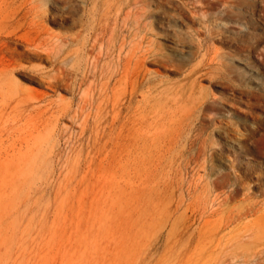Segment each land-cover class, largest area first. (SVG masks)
I'll return each instance as SVG.
<instances>
[{
	"label": "rangeland",
	"instance_id": "374dc122",
	"mask_svg": "<svg viewBox=\"0 0 264 264\" xmlns=\"http://www.w3.org/2000/svg\"><path fill=\"white\" fill-rule=\"evenodd\" d=\"M45 2L0 23V264H264V0Z\"/></svg>",
	"mask_w": 264,
	"mask_h": 264
},
{
	"label": "bare ground",
	"instance_id": "6f19581e",
	"mask_svg": "<svg viewBox=\"0 0 264 264\" xmlns=\"http://www.w3.org/2000/svg\"><path fill=\"white\" fill-rule=\"evenodd\" d=\"M41 1L44 6L38 3L39 0H4L0 6V23L9 25L17 33L25 32V35H30L37 32L39 34L38 37L47 35L49 33L47 3L45 0ZM131 1L139 3L141 0ZM5 79H8L7 75H4V72H0V81ZM210 157L214 158L212 154Z\"/></svg>",
	"mask_w": 264,
	"mask_h": 264
}]
</instances>
